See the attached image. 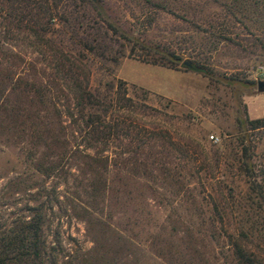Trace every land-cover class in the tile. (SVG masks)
Segmentation results:
<instances>
[{
  "label": "rangeland",
  "instance_id": "obj_1",
  "mask_svg": "<svg viewBox=\"0 0 264 264\" xmlns=\"http://www.w3.org/2000/svg\"><path fill=\"white\" fill-rule=\"evenodd\" d=\"M93 1L78 16L104 55L61 19L41 45L0 30L18 55L0 65V234L38 209L59 264H244L231 240L264 264V126L248 124L264 119V0ZM71 61L92 92L121 80L131 99L85 110L101 141Z\"/></svg>",
  "mask_w": 264,
  "mask_h": 264
},
{
  "label": "trees",
  "instance_id": "obj_2",
  "mask_svg": "<svg viewBox=\"0 0 264 264\" xmlns=\"http://www.w3.org/2000/svg\"><path fill=\"white\" fill-rule=\"evenodd\" d=\"M67 1H70L73 6L69 18L62 15V7L67 4ZM87 2L95 4L93 0H0V30H2V37L6 40H12L19 33L24 32V36L33 38L38 44L48 43L50 42L48 34L52 30L55 20L61 19L67 24L70 33L77 37V43L82 49L93 53L107 50V47L102 44L103 37H100L98 32L96 34L86 32L85 26L87 25L78 16L79 11ZM107 27L113 33H117V28L111 23L108 22ZM106 34L104 31V35ZM2 37L0 36V65L3 62L2 58L8 60L7 56L18 57L15 53L3 50L5 40ZM103 51L99 54L104 55ZM72 63L73 61L65 65L62 62V66L67 73H70L76 105L81 112L84 125L89 127L95 140L101 141L109 133V125H105L104 128L100 127L95 123L97 121L95 118L98 115L95 112L85 110H100L102 115L106 116L115 102L122 100L131 102V99L125 96V87L121 80H118L115 90L116 95L110 100H106L104 96L92 92L88 89L87 83L79 79L78 75L74 73ZM191 68L206 74L205 69L201 66L192 65ZM10 76H12L10 77L11 80L13 75ZM37 94L38 96L43 95V90H40L39 87L37 88ZM129 105L132 106V104ZM248 124L249 128L255 129L264 126V119L249 120ZM42 225L43 214L41 210L37 209L31 218L21 219L15 229L0 234V264H59L57 252L53 250V246H50L42 235ZM231 243L236 257L241 262L244 264H257L256 257L240 243L236 240H231ZM71 263V260L65 261V264Z\"/></svg>",
  "mask_w": 264,
  "mask_h": 264
},
{
  "label": "water",
  "instance_id": "obj_3",
  "mask_svg": "<svg viewBox=\"0 0 264 264\" xmlns=\"http://www.w3.org/2000/svg\"><path fill=\"white\" fill-rule=\"evenodd\" d=\"M184 65H187L190 68L192 67V65L186 61L184 62ZM257 85H258V89H260V90H262L264 88V82L263 81H258Z\"/></svg>",
  "mask_w": 264,
  "mask_h": 264
},
{
  "label": "built area",
  "instance_id": "obj_4",
  "mask_svg": "<svg viewBox=\"0 0 264 264\" xmlns=\"http://www.w3.org/2000/svg\"><path fill=\"white\" fill-rule=\"evenodd\" d=\"M211 139H215V140H217V137L214 138L213 136H211Z\"/></svg>",
  "mask_w": 264,
  "mask_h": 264
}]
</instances>
